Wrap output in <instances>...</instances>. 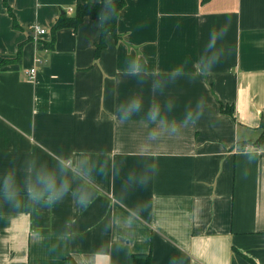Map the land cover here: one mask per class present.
<instances>
[{
  "label": "crops",
  "instance_id": "obj_1",
  "mask_svg": "<svg viewBox=\"0 0 264 264\" xmlns=\"http://www.w3.org/2000/svg\"><path fill=\"white\" fill-rule=\"evenodd\" d=\"M126 1L97 57L98 20L54 39L78 0H0V60L14 59L0 70V186L14 174L23 188L32 161L71 165L51 204L0 187V264H264V0ZM157 105L199 116L153 135Z\"/></svg>",
  "mask_w": 264,
  "mask_h": 264
},
{
  "label": "clouds",
  "instance_id": "obj_2",
  "mask_svg": "<svg viewBox=\"0 0 264 264\" xmlns=\"http://www.w3.org/2000/svg\"><path fill=\"white\" fill-rule=\"evenodd\" d=\"M140 67L139 62H134L135 70H139ZM142 103V99L136 97L120 105L118 111L121 119H127L133 113L140 111ZM147 115L150 121L157 122L161 126L153 130V135L167 132L169 135L178 136L184 128L195 123L199 112L197 109H193L187 113L183 121H168L167 115H162L161 107L157 105L153 106ZM69 167L71 165L65 164L63 160L57 162L54 167L46 165L38 167L35 161H32L28 166V176L23 188L18 185L14 174H9L0 187L9 200H16L24 193L33 201L51 204L61 200L71 190V179L67 175L61 174L66 172ZM93 194V191L87 187L73 191V195L82 206L91 202Z\"/></svg>",
  "mask_w": 264,
  "mask_h": 264
},
{
  "label": "trees",
  "instance_id": "obj_3",
  "mask_svg": "<svg viewBox=\"0 0 264 264\" xmlns=\"http://www.w3.org/2000/svg\"><path fill=\"white\" fill-rule=\"evenodd\" d=\"M126 4V0H109L99 3L92 0H78L72 16L64 13L55 22L52 28L54 39L57 32L62 29L77 31L86 19L98 20L101 24V35L99 42L96 44V56L99 57L107 46L106 39L108 36H112L117 42L119 41L118 20ZM5 6L13 18L14 28H20L11 7L6 2ZM12 62H14V59L0 60V70ZM260 130L261 134L259 138L252 143L256 148H264V123L261 124ZM247 260L251 264H256L252 259L247 258ZM129 264H153L152 256L151 254H132L129 257Z\"/></svg>",
  "mask_w": 264,
  "mask_h": 264
},
{
  "label": "built area",
  "instance_id": "obj_4",
  "mask_svg": "<svg viewBox=\"0 0 264 264\" xmlns=\"http://www.w3.org/2000/svg\"><path fill=\"white\" fill-rule=\"evenodd\" d=\"M32 29L35 31V33H37L39 35H44L47 32L45 28L38 26V25L32 26ZM36 72H37L36 68H32L29 71L30 79H35Z\"/></svg>",
  "mask_w": 264,
  "mask_h": 264
},
{
  "label": "rangeland",
  "instance_id": "obj_5",
  "mask_svg": "<svg viewBox=\"0 0 264 264\" xmlns=\"http://www.w3.org/2000/svg\"><path fill=\"white\" fill-rule=\"evenodd\" d=\"M260 132H261V130H260Z\"/></svg>",
  "mask_w": 264,
  "mask_h": 264
}]
</instances>
